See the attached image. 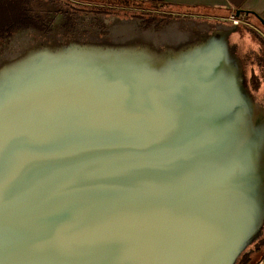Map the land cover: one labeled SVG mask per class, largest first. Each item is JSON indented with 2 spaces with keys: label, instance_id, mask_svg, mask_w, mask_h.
<instances>
[{
  "label": "water",
  "instance_id": "water-1",
  "mask_svg": "<svg viewBox=\"0 0 264 264\" xmlns=\"http://www.w3.org/2000/svg\"><path fill=\"white\" fill-rule=\"evenodd\" d=\"M124 12L98 18L103 36L19 30L0 47V264H238L264 239V83L243 26L141 30ZM64 97L116 105L38 111ZM33 103L46 135L14 125Z\"/></svg>",
  "mask_w": 264,
  "mask_h": 264
},
{
  "label": "flooded vegetation",
  "instance_id": "flooded-vegetation-1",
  "mask_svg": "<svg viewBox=\"0 0 264 264\" xmlns=\"http://www.w3.org/2000/svg\"><path fill=\"white\" fill-rule=\"evenodd\" d=\"M1 2L3 5L0 9V20L3 19L5 21V25H3L4 21L0 24V47L6 39L10 38L14 32L19 30H35L48 34L57 29L58 31H63L65 36L73 37L75 34H86L89 31L94 32L95 29H98L99 35L103 36L106 34L105 26L98 23V18L101 16H110L114 13V11H116L115 14L120 18L127 19L129 16L128 12H122V10L119 11L120 8L114 6L101 5L98 3L82 4L81 2L72 0H0V5ZM128 11H130V9H128ZM133 14L132 18H144V21L139 26L141 30L160 29L159 25L153 24L155 19L148 12H134ZM243 26L244 30L242 35L244 36V40L240 41V47L242 50H245L244 55L246 56L244 59L248 62L247 70L249 74L250 87L258 96L261 85L264 83L263 69H260L258 66V49L261 48V50H264V35L246 24ZM247 42H249L248 46H246ZM262 64H264V59ZM31 97L32 95L26 96L27 99H30ZM81 102L83 103V107L79 106L76 102L68 99L67 97L62 98L60 103L59 100H46L41 107L44 109H39L38 111L44 112L47 110V112H49L57 110L68 114L78 113L86 109L91 112L100 111L105 104H113V111L116 105L111 102L110 99L104 100L103 98H89ZM49 103L56 104V106L50 107L47 105ZM33 109L34 103L30 105V109H28V107H24L23 110H19L22 111L24 116L20 117V122L14 124L15 127L18 128L17 132H21L22 129H25L32 131V133L39 136L46 135L47 133L43 130L46 125L39 126L36 122L38 120L36 115H28L29 112L26 115V113L23 112L33 111ZM39 127L42 128L41 132H38ZM49 127L55 128L53 132L58 131L60 135H63L64 129L61 131L58 128V125H49ZM260 243H258L248 255L244 256L238 264H244L246 257L258 253V246Z\"/></svg>",
  "mask_w": 264,
  "mask_h": 264
},
{
  "label": "crops",
  "instance_id": "crops-1",
  "mask_svg": "<svg viewBox=\"0 0 264 264\" xmlns=\"http://www.w3.org/2000/svg\"><path fill=\"white\" fill-rule=\"evenodd\" d=\"M124 1L136 2L137 8L158 13L162 12L159 7L163 4L164 14L179 17L230 20L240 11L236 18L264 35V0H110L101 5L120 8L118 2Z\"/></svg>",
  "mask_w": 264,
  "mask_h": 264
},
{
  "label": "rangeland",
  "instance_id": "rangeland-1",
  "mask_svg": "<svg viewBox=\"0 0 264 264\" xmlns=\"http://www.w3.org/2000/svg\"><path fill=\"white\" fill-rule=\"evenodd\" d=\"M72 1L81 2L82 4H88V3H99V4L105 3V4H107L106 2H108L110 0H72ZM118 3L120 5L119 11L122 10V12L128 11V9H130L131 12H140V13L143 11L149 12L153 16H156V15L162 16L164 14L163 11L161 13H158V12H153V11L149 10L148 8H137L138 6L133 7L130 5H125L124 2H118ZM123 9H124V11H123ZM165 15H166L165 17H172V15H168V14H165ZM177 17H179V16H177ZM198 19H204V18H198ZM2 21H4V20L1 19L0 24L2 23ZM225 21L233 22V21H231V19L225 20ZM238 24H240V26L245 25L243 21L241 23H238ZM3 25H5V21L3 22ZM263 256H264V239L261 241L260 245L258 246V253L249 256L251 259L250 263L251 264H253V263L259 264L262 261Z\"/></svg>",
  "mask_w": 264,
  "mask_h": 264
},
{
  "label": "trees",
  "instance_id": "trees-1",
  "mask_svg": "<svg viewBox=\"0 0 264 264\" xmlns=\"http://www.w3.org/2000/svg\"><path fill=\"white\" fill-rule=\"evenodd\" d=\"M158 1H159V0H158ZM106 3H107V2H106ZM124 4H125V5H130V6H133V7H135V5H137L136 2H132V1H124ZM2 5H3V3L1 2L0 9H1ZM110 6H112V5L110 4ZM110 6H109V7H110ZM163 7H164V5L161 4L160 7H159V10H160V11H163ZM151 11H152V10H151ZM148 13H149V12H148ZM149 14H150V13H149ZM162 16H166V15L163 14ZM250 261H251V259H250V257L248 256V257L245 258V263H244V264H251ZM262 261L264 262V256H263V258H262ZM253 264H256V263H253Z\"/></svg>",
  "mask_w": 264,
  "mask_h": 264
},
{
  "label": "built area",
  "instance_id": "built-area-1",
  "mask_svg": "<svg viewBox=\"0 0 264 264\" xmlns=\"http://www.w3.org/2000/svg\"><path fill=\"white\" fill-rule=\"evenodd\" d=\"M231 21H233V22H235V23H237V24L242 22L241 20H239V19L236 18V17H231ZM259 264H264V262L261 261Z\"/></svg>",
  "mask_w": 264,
  "mask_h": 264
}]
</instances>
